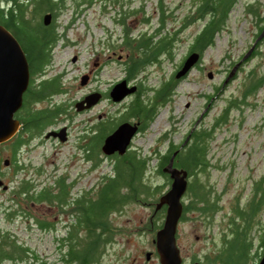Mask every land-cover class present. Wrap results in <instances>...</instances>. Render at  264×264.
I'll return each mask as SVG.
<instances>
[{
	"label": "rangeland",
	"instance_id": "374dc122",
	"mask_svg": "<svg viewBox=\"0 0 264 264\" xmlns=\"http://www.w3.org/2000/svg\"><path fill=\"white\" fill-rule=\"evenodd\" d=\"M159 1L161 0H64L63 9L54 19L59 39L51 48L50 61L44 73L34 76V80H39L41 77L59 75L62 91L52 93L49 102L45 99L38 106L59 102L63 103L64 110L57 115L54 123L20 145L14 164L17 162L21 168L17 170L14 165L13 174H5L3 178L10 187H15L23 176L34 177L41 185L43 182L52 183L59 174H66V182L77 178L70 192L74 196L89 188L94 192L101 184L104 174L111 172V161L115 157L113 154H104L100 149L101 143L98 151L93 153L94 156L87 158L86 154L91 135L96 132L97 114L100 113L102 122H105L117 117L120 107L103 99L89 110H77L75 102L88 89L97 86L105 90L111 81L124 74L117 56L121 53L120 61L123 62L125 50H129L128 45L124 44L125 28L131 43L135 45L149 36L160 21ZM249 1L252 0H235L214 43L207 46L200 61L177 80L174 79L173 72L189 52L193 36L201 27L205 16L198 11L201 0H162L165 24L161 31L163 33H157L156 37L165 36L170 31L174 37L171 52L169 55H159L153 63H141L144 65L136 74L137 79L142 78L146 88L158 86L170 78L176 82L170 99L164 103L160 101L148 127L134 135L130 144L132 148L141 149L143 154H148L155 148L164 149L169 139L181 142L203 110L204 115L196 126L210 128L215 117L222 111L226 98L240 92V78L247 67L260 59L258 55L249 62L244 59L228 81L224 85L222 82L254 42L257 32L255 19L245 8V3ZM256 1L264 3V0ZM121 18L123 23L120 22ZM145 18L149 21H144ZM175 29H178L176 33ZM260 48L264 50V44ZM142 58L137 52L136 61ZM99 66L100 71L97 69ZM87 69L96 74L95 80L81 83V76ZM151 91L148 89V94ZM251 101L241 109H230L226 121L212 129L213 137L208 140L206 154L209 166L205 171H198L195 177L210 189L215 210L210 216L199 209L190 210L185 219L179 220L177 243L184 264H190L193 260H200L202 263L210 261L224 239L232 237L234 231L241 228L251 241L246 264H256L262 254L264 86L251 96ZM62 126H66V139L60 140L58 136L45 137L48 130ZM10 145H0V152L4 156H8ZM92 162H96V165L92 166ZM155 164L154 156L150 160L146 176L149 183L161 186L155 199L154 196L147 195L128 201L123 204L122 209L111 214V241L94 264H159L153 242L155 228L150 224L152 217L160 209H155L157 196L169 187L170 182L157 173ZM6 170L2 165L0 174ZM259 194L262 196H258ZM10 198V190L3 191L0 188V227L16 234L17 239L29 246L39 259L46 260L49 264H66L62 259L66 249L63 244L67 231L65 222L69 221L66 216L57 215L56 210H50L45 205H31L30 201H22L25 207L23 209L35 215L40 216L42 212L50 210V215L49 212L43 215L56 219L54 226L51 229H40L32 217L28 223L21 213L4 219L2 207L11 203ZM188 199L189 193L185 192L182 201L187 202ZM257 199L260 203L253 212L249 211L242 217L238 215V210L249 208L251 202ZM63 219L64 223L61 221ZM147 250L152 251L149 259L145 258ZM0 264L25 263L0 260Z\"/></svg>",
	"mask_w": 264,
	"mask_h": 264
},
{
	"label": "trees",
	"instance_id": "16d2710c",
	"mask_svg": "<svg viewBox=\"0 0 264 264\" xmlns=\"http://www.w3.org/2000/svg\"><path fill=\"white\" fill-rule=\"evenodd\" d=\"M234 2L235 0H201L198 11L205 16V19L199 30L194 34L189 49V52L196 50L200 53L197 62L200 61L206 47L214 43L215 36L225 24ZM159 6L161 17L158 26L151 31L149 36H145L143 40L134 46L136 54L138 52L143 57L141 60H135L136 72L140 71L145 63H153L157 61L159 55H169L171 52L174 40L173 34L168 31L167 35L156 37L157 33H163L161 31L165 24L164 6L161 1H159ZM245 8L255 19L257 28L255 38L263 33L245 61L249 62L256 55L260 59L245 69L243 76L240 78V92L226 98L222 111L215 117L210 128L196 126L192 130L187 143L181 147L180 144L183 140L176 143L169 139L164 149L155 148L148 154H143L141 149L132 148L131 146L123 154L113 153L115 158L111 161L112 170L108 174H104L101 184L97 186L94 192L89 188L81 196H69L68 185L62 176L56 181L55 193L51 188H42L36 192L30 191L29 196H11V203L2 207L4 219L21 213V215H25L28 223L29 218L32 217L34 223L40 229H51L55 222V220L49 218L51 213L42 217L32 214V212H26L23 209L25 207L22 205V201H30L31 205H45L50 210H56L60 215H65L66 220H69L65 222L67 231L63 237V244L66 246L62 255L63 262L66 264H94L106 245L111 241V214L122 209L123 204L128 201L138 200L147 195L154 196L155 199V194L161 186L160 184L149 183L146 180L150 160L155 156L157 173L165 176L167 181L170 182L168 173L164 172L162 168L174 151H177L174 157V165L185 168L189 178L187 190L185 191L186 194L189 193V199L187 202L182 201L183 209L180 219H185L187 211L195 209H199L206 216H210L215 210L212 203L213 199L210 197V189H207L205 183L198 180L195 175L198 171H205L209 166L206 154L208 140L213 137L212 129L217 124L226 121L230 109H241L250 104L252 102L251 96L255 95L264 86V60H262L264 50L260 48L264 44V3L260 4L258 1L252 0L245 3ZM62 9L63 4L57 0H0V23L8 28L20 42L26 54L30 70V80L24 91L23 105L15 113L20 122H24V127L21 128L11 142L13 150L11 161L13 162L16 160V151L26 141L22 136L23 132H28L30 136L38 133L47 125L54 123L57 115L64 110L63 103L52 102L44 106H38V103H36L47 95L62 91L59 75L34 80V76L44 73L50 61L51 48L60 36L55 23L44 24L43 14L46 11H53L55 19L57 13ZM144 21L148 22L149 20L145 18ZM120 22L123 23L122 18ZM177 31L178 29H175L174 33ZM124 34V44H127L130 49L129 43L132 40L128 36L126 28ZM175 82L170 78L158 86L144 87L139 90L125 111L120 115L118 113L117 117L101 123L95 134L91 135L86 157L94 156L93 153L98 151V146L105 135L114 128L121 117L138 118L140 121L138 131H144L154 117L160 101L164 103L170 99ZM148 89L152 90L151 94H148ZM15 165L18 170L17 162ZM95 165L96 162H92V166ZM47 184L50 185L51 183L47 182ZM28 187V190H30L32 185L29 184ZM258 196L262 195L259 194ZM259 203V199L251 202L249 208L242 211L238 210V215L242 217L249 211L253 212ZM165 207L166 205L160 207L152 217L150 226L152 225L151 227L155 228V232L162 225ZM250 247L251 241L247 239L245 230L242 228L235 230L232 237L224 239L222 246L217 250L213 259L205 261L203 264H246ZM0 260L24 262L25 264H49L46 260L39 259V256L29 246L20 242L16 234L7 228L1 227Z\"/></svg>",
	"mask_w": 264,
	"mask_h": 264
},
{
	"label": "water",
	"instance_id": "95a60500",
	"mask_svg": "<svg viewBox=\"0 0 264 264\" xmlns=\"http://www.w3.org/2000/svg\"><path fill=\"white\" fill-rule=\"evenodd\" d=\"M51 13L43 14V22L48 23ZM260 33L254 40L250 48L241 56V58L233 65L222 85L233 75L235 69L240 63L246 59L256 41L262 36ZM200 53L192 50L186 54L182 60L180 67L175 72L176 78H181L190 71V69L199 60ZM30 78L29 64L26 54L16 38V36L3 24L0 23V142L11 138L20 127V120L15 116V112L21 107L23 102V94L26 90ZM86 81L81 76V83ZM136 85L127 86L125 79H122L112 85L110 95L113 100L119 101L126 94L133 92ZM89 96H93L88 100ZM99 94L91 93L84 99L77 100L75 107L77 110L90 107L97 101ZM203 110L190 128L180 147L189 140L192 130L196 127L204 115ZM138 132V124L130 121L119 123L110 133L105 135L100 145L101 151L110 155L115 152L123 154L134 135ZM58 136L60 140L66 139V126H62L58 130L51 129L45 133V137ZM177 151H174L168 162L163 166L162 170L167 172L170 178L169 187L158 196L155 209L166 205L162 225L156 230L153 242L155 244V252L158 256L159 264H184L180 248L177 243V226L180 220L183 202L182 196L188 186V172L185 168L174 165V157ZM1 160V155H0ZM3 163H8V158L2 159ZM2 180H0V184ZM263 251L256 264H264V235L262 238ZM152 251L145 252V258L149 259ZM190 264H202L200 260H193Z\"/></svg>",
	"mask_w": 264,
	"mask_h": 264
},
{
	"label": "flooded vegetation",
	"instance_id": "af4514ba",
	"mask_svg": "<svg viewBox=\"0 0 264 264\" xmlns=\"http://www.w3.org/2000/svg\"><path fill=\"white\" fill-rule=\"evenodd\" d=\"M59 3H61V4H64V0H57ZM161 3H162V0H161ZM46 12H48V11H46ZM46 12H44V13H46ZM50 13H51V18H50V21L48 22V23H44V24H49V23H52V24H54L55 22H54V12L53 11H49ZM130 44V49L128 50H125V55H124V60H123V62H121L120 60H122L121 58V56H122V54L120 53V54H118V56H117V59H119V65H121L122 66V68H123V70H124V74L122 75V76H120L119 78H116L115 80H113V81H111L110 82V84H109V86L105 89V90H101L99 87H97V86H95V87H93L92 89H88L82 96H81V98L80 99H84L87 95H90L91 93H97V94H99V98L97 99V101L95 102V103H93L90 107H87V108H85V110H89V109H91L94 105H96V104H98L100 101H102L103 99H107V100H109L110 102H114L115 104H118V107H120V109H119V115H120V113H122L123 111H125L127 108H128V106L130 105V103L133 101V98L135 97V95L137 94V92L139 91V90H141L142 88H144L145 86L143 85V83H142V78L140 77L139 79H137L138 77V75L136 74V64H135V60H136V52H135V48H134V46H135V43L133 44V43H129ZM107 62V61H106ZM104 63L105 62H103V65H104ZM180 67V64L179 65H177L176 66V68H175V70H174V74H173V77H174V79H177V80H179L180 78H176L175 77V72L177 71V69ZM97 69H98V71H100L101 70V66H99V67H97ZM93 71V70H92ZM92 71L91 70H88L87 69V71L86 72H84V74H83V76L85 77V79H86V81L88 82V81H91V80H95V76H96V74H92ZM122 79H125V81H126V85L129 87V86H132V85H136V89L133 91V92H131V93H128V94H126L121 100H119V101H115V100H113L112 99V97H111V95H110V89H111V87H112V85L113 84H115L116 82H118V81H120V80H122ZM29 80H30V78H29ZM93 96H89L88 97V100L90 99V98H92ZM51 98H52V94H50V95H47L45 98H43L42 100H40V101H43V100H47L48 102L51 100ZM40 101H38V102H36V103H39ZM22 105H23V103H22ZM22 105H21V107H22ZM120 105V106H119ZM21 107L18 109V110H20L21 109ZM17 110V111H18ZM17 111L15 112V113H17ZM16 116V115H15ZM17 117V116H16ZM121 117V116H120ZM18 118V117H17ZM97 118H98V120H97V122H96V125H95V130L94 131H97L98 129H99V125L101 124V123H103L102 122V120H101V118H102V115L100 114V113H98L97 114ZM19 119V118H18ZM123 121H130V122H132V123H134V122H136L137 124H138V128H139V124H140V121H139V119L138 118H136V117H129V118H119L118 119V122L116 123V125L114 126V128L119 124V123H121V122H123ZM24 127V122H20V127H19V129H18V131L11 137V138H9V139H7L6 141H3V142H0V145H7L8 146V144H11V142H12V140H13V138L15 137V135L21 130V128H23ZM113 128V129H114ZM112 129V130H113ZM56 130H58V128H56ZM111 130V131H112ZM110 131V132H111ZM109 132V133H110ZM139 132V131H138ZM44 134V133H43ZM67 135V134H66ZM22 136L24 137V139H26L27 141L33 136H30L29 134H28V132H23V134H22ZM35 136V135H34ZM55 138H56V136H55ZM67 138V137H66ZM103 141V140H102ZM26 142V141H25ZM132 142V141H131ZM102 143V142H101ZM24 144V143H23ZM131 144V143H130ZM130 144H129V146H130ZM128 146V147H129ZM9 149V154H8V156H4L1 152H0V155H1V160H0V167L3 165V167L4 168H6L7 170L6 171H4L2 174H0L2 177L0 178V180H2V183L0 184V188H2L3 189V191H9L10 190V194H11V196H29V194L28 193H30V191H38L39 189H48V188H51L52 190H53V192L55 193L56 192V181H57V179H59L60 177H64V178H66L68 175H66V174H59L56 178H54V180L52 181V183L50 184V185H48L47 184V182H43L41 185H39V183L35 180V178L34 177H28V178H26L25 176H23L20 180H19V182L17 183V185L15 186V187H10V185L8 184V183H6L5 181H4V176H5V174L7 175V174H13V172L12 171H15V167H14V162L13 161H11L12 159H11V157H12V154H13V150H12V147H11V145H10V147L8 148ZM1 151V150H0ZM3 158H8L9 159V161H8V163H6V164H4L3 163V161H2V159ZM18 167L19 168H21V166L18 164ZM9 168H10V171H9ZM18 168V169H19ZM36 171H39L40 172V170H38L37 168H36ZM27 179V180H26ZM26 181V182H25ZM77 181V178H75L74 180H72V179H70V180H68V182H66V180H65V183H67V185H68V189H69V191H68V195L69 196H73V195H71L70 194V192H71V189H72V187L74 186V183ZM27 183V184H26ZM29 184H31L32 185V187L30 188V190H28V186H29ZM20 190V191H19ZM79 191V190H78ZM81 194H82V191H80L79 193L77 192L74 196H81ZM43 214H45V211L44 212H42ZM49 213H50V211H49ZM43 214H41L40 216H44ZM60 213H57V215H59ZM56 215V214H55ZM62 215V214H61ZM60 215V216H61ZM57 218H58V216H56ZM55 218V217H54ZM63 223H64V221H65V219H63V220H61ZM56 223V219H55V222H54V224ZM65 227H66V225H65ZM203 264V263H202Z\"/></svg>",
	"mask_w": 264,
	"mask_h": 264
}]
</instances>
